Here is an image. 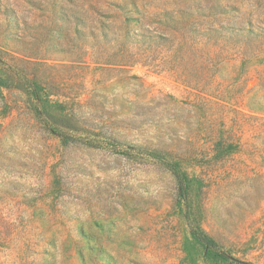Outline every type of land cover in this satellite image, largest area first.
Returning <instances> with one entry per match:
<instances>
[{"label": "rangeland", "instance_id": "obj_1", "mask_svg": "<svg viewBox=\"0 0 264 264\" xmlns=\"http://www.w3.org/2000/svg\"><path fill=\"white\" fill-rule=\"evenodd\" d=\"M188 207L264 264V0H0V264H227Z\"/></svg>", "mask_w": 264, "mask_h": 264}, {"label": "trees", "instance_id": "obj_2", "mask_svg": "<svg viewBox=\"0 0 264 264\" xmlns=\"http://www.w3.org/2000/svg\"><path fill=\"white\" fill-rule=\"evenodd\" d=\"M167 40L166 38H161ZM115 54H110L107 50H101V54L98 58H113ZM58 106L61 107L59 104ZM60 118L64 120V124H52L49 129L57 135L65 144L72 143H84L86 145H95L91 141L89 136V130L86 126H82L80 123L73 120L72 114L63 109H59ZM101 141V140H100ZM214 158L223 157L228 155L233 150V145L230 142H226L225 138H221L215 142ZM158 161V160H157ZM160 161V160H159ZM164 166L172 171L177 183V199L176 207L179 210H184V203L191 201V194L194 189L192 180L189 178L188 173L185 171L182 163L175 162L174 160H165L162 162ZM188 219L190 220V230L192 236L203 244L204 248L209 252L210 258L213 261H224L227 264H256L251 261L242 260L231 255V252H226L224 246L217 241L212 235H210L201 225L198 220V214L191 207H188Z\"/></svg>", "mask_w": 264, "mask_h": 264}]
</instances>
